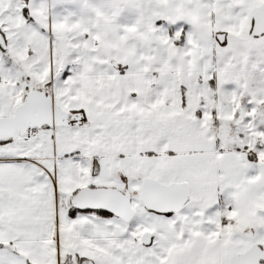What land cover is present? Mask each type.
<instances>
[{
  "label": "snow or ice",
  "instance_id": "1",
  "mask_svg": "<svg viewBox=\"0 0 264 264\" xmlns=\"http://www.w3.org/2000/svg\"><path fill=\"white\" fill-rule=\"evenodd\" d=\"M0 264H264V0H0Z\"/></svg>",
  "mask_w": 264,
  "mask_h": 264
}]
</instances>
